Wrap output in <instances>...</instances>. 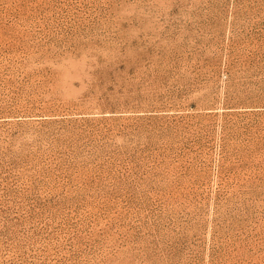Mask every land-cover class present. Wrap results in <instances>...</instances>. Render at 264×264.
I'll return each mask as SVG.
<instances>
[{
  "label": "rangeland",
  "instance_id": "rangeland-1",
  "mask_svg": "<svg viewBox=\"0 0 264 264\" xmlns=\"http://www.w3.org/2000/svg\"><path fill=\"white\" fill-rule=\"evenodd\" d=\"M0 264H264V0H0Z\"/></svg>",
  "mask_w": 264,
  "mask_h": 264
}]
</instances>
